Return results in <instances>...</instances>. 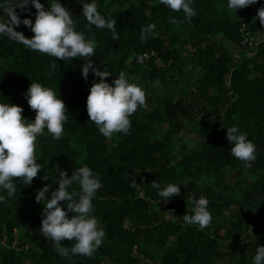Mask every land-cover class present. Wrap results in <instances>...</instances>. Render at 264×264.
<instances>
[{"label":"trees","instance_id":"16d2710c","mask_svg":"<svg viewBox=\"0 0 264 264\" xmlns=\"http://www.w3.org/2000/svg\"><path fill=\"white\" fill-rule=\"evenodd\" d=\"M39 2L47 9L52 0ZM57 2L78 9L77 14L67 10L75 29L86 39L95 38L93 56L56 60L0 35V103L22 107L24 118L33 120L35 112L24 97L30 83L37 82L53 89L68 109L60 140L47 129L37 138L42 167L32 184L14 181L11 197L0 189L6 198L0 202V264H253L256 248L264 246V40L256 41L248 56L240 46V29L244 26L254 38L264 31L255 18L264 0L236 13L227 8V0H192L196 15L191 23L159 0H95L101 15L116 19L117 40L106 28L87 26L81 9L93 0ZM16 11L34 22L31 5ZM2 15L0 9V20ZM148 24L156 25L158 35L142 41L141 29ZM15 30L33 35L22 23ZM145 52L154 57L139 63ZM89 61L111 73L109 84L124 71L129 82L145 90L148 107L130 117L128 134L108 140L89 120L86 98L91 84L99 82L91 69L87 80L81 75ZM154 86L163 90L157 98L147 94ZM171 88H185V93ZM230 126L256 146L250 167L231 154ZM84 165L102 185L92 200V215L106 235L91 257L66 259L40 234L45 201L37 203L35 196L45 185L50 192L57 188L61 170L71 176ZM153 181L161 187L178 184L180 195L161 200ZM73 190L78 186L71 185L68 191ZM193 194L209 201L212 223L203 230L182 219L190 214ZM20 228L24 232L15 247H4L1 242L11 246ZM72 243L61 241L68 248Z\"/></svg>","mask_w":264,"mask_h":264},{"label":"clouds","instance_id":"9594fccd","mask_svg":"<svg viewBox=\"0 0 264 264\" xmlns=\"http://www.w3.org/2000/svg\"><path fill=\"white\" fill-rule=\"evenodd\" d=\"M258 0H227V8L236 13L256 4ZM174 12H183L185 20L191 23L196 15L191 6L192 0H159ZM31 5L35 8V20L21 19L16 9L27 10ZM0 9H3V19L0 20V35L12 41L21 43L25 48L41 54L54 57L56 60L87 58L95 54L96 40L94 37L86 39L83 32L75 29L73 16L57 0H52L50 7L45 8L39 0H0ZM83 17L87 26L94 25L97 29H108L112 39H119L116 30V19L101 15L98 5L92 3L82 5ZM5 16L7 19H5ZM256 19L264 26V5L258 8ZM173 23H180L173 19ZM28 27L33 33L27 38L15 28L20 24ZM155 24H148L141 29V40L147 39L155 33ZM141 56L138 62H143ZM52 69L56 64L51 65ZM94 76L99 77V82H93L86 98V111L89 120L97 127L99 133L108 140L114 134H128L131 128L130 117L138 108H147L146 92L138 84L129 82V77L120 71L111 84L106 78L111 75L107 71H98L91 61L81 67V75L87 80L89 70ZM31 110L35 112L33 120L29 121L22 115L23 108L9 102L0 103V189L7 192L8 197L15 194L16 180H23L25 185H31L37 177L42 165L37 163L36 141L39 136L47 133L55 140H60L64 134V124L68 119V109L64 101L56 92L40 83H30L25 97ZM226 139L231 147V154L244 162L245 167H250L256 159V146L247 135L236 126L226 129ZM58 187L54 190L45 185L36 194L37 203H43L41 214L40 234L51 240L58 254L66 259L72 255L91 257L105 238V231L97 218L92 215L94 209L92 200L97 191L102 187L98 174L87 166L75 168L71 176L66 171L59 172ZM77 185L79 190L68 191L71 185ZM133 185H137L133 181ZM151 186L158 190L161 200L167 202L174 196L180 195V187L175 183H166L163 187L156 181ZM50 192V198L46 193ZM0 196V202L5 201ZM192 205L190 214L182 217L185 224L198 226L201 230L212 223V214L209 210L208 199L195 194L188 197ZM66 203V210L64 205ZM69 213H72L69 218ZM68 240L72 243L70 248L62 246L61 241ZM253 264H264V246H258L253 257Z\"/></svg>","mask_w":264,"mask_h":264},{"label":"rangeland","instance_id":"374dc122","mask_svg":"<svg viewBox=\"0 0 264 264\" xmlns=\"http://www.w3.org/2000/svg\"><path fill=\"white\" fill-rule=\"evenodd\" d=\"M67 9L72 12L73 14H77L79 11L77 8H75L74 6H68ZM255 40L258 41V40H264V31H260L259 33L256 34V37H255ZM255 49V48H254ZM254 50H252L251 52H247L248 53V56L251 55V53H253ZM237 51H234V53H236ZM192 84V83H191ZM185 88H171V90H169L170 92L172 93H179L181 95H183L185 93ZM148 96L152 97V98H157V96L159 95H162L163 94V90L158 87V86H154V87H150L148 92H147ZM164 214L167 216V217H170V214L167 213V212H164ZM24 232V229L20 228V229H17L14 234H13V237L15 239H17L18 237L21 236V234H23Z\"/></svg>","mask_w":264,"mask_h":264},{"label":"built area","instance_id":"2783aa9c","mask_svg":"<svg viewBox=\"0 0 264 264\" xmlns=\"http://www.w3.org/2000/svg\"><path fill=\"white\" fill-rule=\"evenodd\" d=\"M240 33H241V43L240 46L245 49L248 53L251 52L252 50H254L255 46H256V40L254 38L253 35L250 34V32L244 27L242 26V28L240 29ZM142 56L144 57L143 62L148 60L150 57H154V53L153 52H145L142 54ZM157 65L158 66H162L161 63L156 60ZM141 63V62H139ZM1 244L6 247V248H14L15 244H16V239L14 238L11 246L7 245L6 240H3L1 242Z\"/></svg>","mask_w":264,"mask_h":264}]
</instances>
